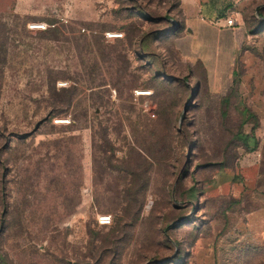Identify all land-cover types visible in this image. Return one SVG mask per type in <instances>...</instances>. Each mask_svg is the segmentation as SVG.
<instances>
[{"label":"rangeland","instance_id":"rangeland-1","mask_svg":"<svg viewBox=\"0 0 264 264\" xmlns=\"http://www.w3.org/2000/svg\"><path fill=\"white\" fill-rule=\"evenodd\" d=\"M185 1L0 0V264H264V0Z\"/></svg>","mask_w":264,"mask_h":264},{"label":"crops","instance_id":"crops-1","mask_svg":"<svg viewBox=\"0 0 264 264\" xmlns=\"http://www.w3.org/2000/svg\"><path fill=\"white\" fill-rule=\"evenodd\" d=\"M180 1L182 3V8H183L182 10H183L184 17H187L186 15L188 13H187L186 8H187V5H188L187 4L188 1L187 2L185 0H180ZM202 9L203 8H202L201 2H200V12L203 13ZM195 13H196V11H195ZM192 14H194V12H192ZM207 14L208 15L206 16V18H207V20L209 19V21L211 19H212L211 20L212 22L215 21V20H216V22L219 21V20H221V17L217 16L216 14H214L210 10L207 12ZM198 23H199V27L201 29L200 31H202L205 35L207 34V36H208V33H213V32L216 31V28L214 26H212L210 23H208L207 21H201L200 20V21H198ZM225 31H231L232 32L233 29L228 28ZM198 42L200 43V47H201V45H202V39H198ZM222 46H223V48H226V51H223V53H224L223 60L224 61H228L230 59L229 55H230V52H231L230 51L231 48H230V45H229V43H228L227 40H225V42L220 45V49L219 50L218 49L216 51L210 50L209 53H207V54L204 53V55H203L204 59H210V60H212L213 55H215V58L217 59V57L219 56V53H222V51H221ZM215 64H216V61H215ZM216 68H217V64H216Z\"/></svg>","mask_w":264,"mask_h":264},{"label":"built area","instance_id":"built-area-1","mask_svg":"<svg viewBox=\"0 0 264 264\" xmlns=\"http://www.w3.org/2000/svg\"><path fill=\"white\" fill-rule=\"evenodd\" d=\"M172 22H173V20H172ZM235 23H236V21L234 19H228V20H225L224 23L221 24V26H223L225 28L233 29L236 25ZM29 27H30V29L37 30V31H46L48 28L47 24H34V25L29 26ZM105 37L108 40H113V39L123 38V35L119 34V33L108 32L105 34ZM136 95L137 96H146V95H142L139 93H136ZM98 222L101 226H108L112 223V217L109 215H101L98 218Z\"/></svg>","mask_w":264,"mask_h":264},{"label":"water","instance_id":"water-1","mask_svg":"<svg viewBox=\"0 0 264 264\" xmlns=\"http://www.w3.org/2000/svg\"><path fill=\"white\" fill-rule=\"evenodd\" d=\"M177 28H178V25H176L175 28H174L173 30H177Z\"/></svg>","mask_w":264,"mask_h":264},{"label":"trees","instance_id":"trees-1","mask_svg":"<svg viewBox=\"0 0 264 264\" xmlns=\"http://www.w3.org/2000/svg\"><path fill=\"white\" fill-rule=\"evenodd\" d=\"M221 18H224V15H223V14H222ZM176 31H177V30H176ZM176 31H175V32H176Z\"/></svg>","mask_w":264,"mask_h":264}]
</instances>
